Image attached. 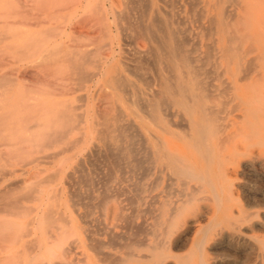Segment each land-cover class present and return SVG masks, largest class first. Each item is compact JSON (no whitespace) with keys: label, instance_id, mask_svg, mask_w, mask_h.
<instances>
[{"label":"bare ground","instance_id":"1","mask_svg":"<svg viewBox=\"0 0 264 264\" xmlns=\"http://www.w3.org/2000/svg\"><path fill=\"white\" fill-rule=\"evenodd\" d=\"M54 3L66 31L91 48L77 42L63 50L61 29L52 61L51 54L50 61H37L50 68L33 66L51 69L53 81L63 83L54 92L63 87L84 95L72 101L21 96L20 104L6 105L13 127L0 118L8 127H0V147L21 151L8 158L25 153V176L46 174L39 182L17 181L10 197L0 193V208L30 216L28 226L39 230L20 242L24 256L15 258L21 264H264V195L238 183L240 168L264 171V0ZM25 48L16 56L26 55ZM4 75L2 87L10 80L8 74L3 82ZM6 163L0 171L11 174Z\"/></svg>","mask_w":264,"mask_h":264},{"label":"rangeland","instance_id":"2","mask_svg":"<svg viewBox=\"0 0 264 264\" xmlns=\"http://www.w3.org/2000/svg\"><path fill=\"white\" fill-rule=\"evenodd\" d=\"M54 2H55V0H3V2H2V0H0V21L1 20L4 21V22L3 21L0 22V31H2V32H0V39H1L0 41L4 40V42L2 41L3 44H2V42L0 43V64H1L0 65V72H1L0 73V78H2L4 74H7V75L9 74L8 76L10 77L9 78L10 80L12 78H15L14 79L15 82H13L11 80L12 82L9 83L10 80L6 79V78H8V76L4 75L5 79H3L4 80L3 82H5V80H8V82L6 81L8 84L4 83V87H2L3 85L0 86L1 87L0 88V93H1L0 94V110H1L0 113L3 112L5 114V116H4L3 113L0 114L1 115L0 118H1V122L3 120L7 122V126L9 125L8 127H13V125H14V123H12L11 121H8V119L11 116V113L8 112V109H7V106H6L9 100L13 101L12 103H15V104L19 103L20 104V102L22 100V97L23 96H27V97H23V99L24 98L25 99H29V98H34L35 97V98H39L40 100L46 99V100H51V101H55V100H57V101H72L73 99H76V98H78L81 95H84L83 91H80V90H76V91L72 90V91H70V89H68L69 91H67V89L65 90V89H63V87L61 88V90H58V91L54 92V90L59 89V87H61L63 83L61 81H57L56 79H55V81H53L55 77H54V73H52L51 69H50V71L46 70L47 71V73L45 71L46 74L44 73V71H42L44 69L41 70V67L43 68V66H44L43 64L45 63V61H43V60H41L42 62L40 61V63L42 65L39 62H37V61H39L38 58L44 59V60L48 59V57H49L48 55H50V54H51L50 55V60L52 61L53 55H52V52H51V46L53 45V43L55 41V35L61 29L65 30V32L62 34L63 35V42H65L62 45L63 50H66L65 48L67 46L71 45V44H73V45H71L70 47H74V48H75V46H77V44L78 45L79 44L80 45L81 44H85V45L88 44V48H91L90 47L91 45L89 44L90 42L88 43V41L83 36H80L78 33H70L69 31H66V27H67V24H68V22L66 23V17L59 16V13H58V9L59 8H57L55 6ZM51 3L53 4L52 6H51ZM54 6H55V8H54ZM44 7H45V9L47 11L44 9ZM50 7H51V9H50ZM62 12L65 13V11H62ZM12 13H13V15H12ZM40 23H42V24H40ZM37 24L40 27H38ZM29 27H30V29H29ZM3 28H4V30H3ZM26 28H27V30H25ZM49 29H51V31H52L51 34H50V30ZM43 30L48 32V33H46L47 35H45V33L43 34V32H42ZM26 31H28V32H26ZM22 32H23L24 35L22 34ZM41 32H42V34H41ZM7 34H8V36H7ZM26 34H29L28 35V36H30L29 39H32V41L28 39ZM31 34H32V36H31ZM3 35H5L6 39H4L5 37L3 38ZM65 36H67V37H65ZM74 36H76L77 38L79 37V38L76 39V37H74ZM7 37H9V38L12 37V38L9 39ZM92 37H97V32H93ZM33 38H34V40H33ZM36 39L39 40L38 43L35 42V41H37ZM72 39L77 40V41H74V40L72 41ZM28 40H29L30 43L28 42ZM26 41H27L28 44H26ZM75 43H77V44H75ZM6 44H7L8 47L9 46H11V47H9V48L5 47ZM29 44H31L30 48L28 46ZM16 45H18V46H16ZM21 45L23 46L24 51L26 49L25 47H27V50H26V55H22L21 54L22 51H20L19 54H20L21 57L22 56L24 57L25 61L22 60L23 58H19V60H20V62H19V60H16V59H18V57H20V56L19 55L16 56V54H18V52H16V51L17 50L19 51V49H23ZM19 46H21V47H19ZM2 47H4L5 49L2 48ZM14 51H15V53H14ZM5 52H9V53H5ZM30 53H31V55H29ZM44 54H46V56H44ZM11 56H12V58H11ZM15 56H16V59H15ZM13 58H14V60H13ZM38 63L40 64L41 67L40 66H39V68L38 67H34V66H38ZM34 64H36V65H34ZM51 64H52L51 62L45 64L44 68H46V66L48 68H50ZM4 66H6V67H4ZM28 66H29V68H28ZM21 68L24 70L23 72L21 71L22 70ZM27 68L31 69V70L29 71ZM15 69L17 71H14ZM25 70H27V72H25ZM33 70H35V71H33ZM36 72H38V73H36ZM48 72L52 74L51 75L52 77L50 76V74ZM21 73H23V74L21 75ZM26 74H28V75L26 76ZM33 74H35V75H33ZM47 75H49V77H47ZM29 76H30V79H29ZM55 76H56V74H55ZM33 79H34V81H33ZM48 82H49L50 85L51 84H57V87L59 85L60 86L58 88L56 87V85H51V87H49V86H47V85H49ZM50 82H52V83H50ZM1 83H2V81H1ZM17 87H18V90H16ZM21 87H23V88H21ZM19 89H22L23 91H21ZM26 89H29V90H27L28 92H24ZM5 90H8V93ZM14 90H15V92H14ZM20 91L25 93V94L21 93ZM3 97L4 98L7 97L8 99L7 98L3 99ZM31 101L32 100H30V103H31ZM74 104H78V103L74 102ZM6 115H8L9 117L6 116ZM15 115H17V114H15ZM2 117H5V118L2 119ZM6 117H8V118H6ZM13 120H14V118H13ZM6 122L3 123V124L5 125ZM8 122H10V124ZM4 125L0 126V127L3 128ZM7 126H6V128L4 127L3 130L7 129L8 128ZM0 133L2 135V132H0ZM1 152H3V154L5 156L3 154H1V155H3V157L6 158L7 160L2 157L3 159L0 160V166H1L2 163L8 162V163H6V164H9L8 167H7V165L5 167L9 168L7 170H9L11 172V174H10V173H8V171H6L9 174L8 175V174L2 172V171H4V168H0V170L2 169V171H0V172L2 174H4L2 176V178L0 177L1 178V180H0V193H2V191H3L4 195L7 194L5 197H7V196L10 197L9 194H11V193L7 192L8 189L12 190V191L14 190L13 192L10 191L12 193L15 192L14 194L17 193V191H18L17 189H19V187H17L15 185V184H17L16 183L17 181L22 180L23 178H26L25 179V183H27V184H28V182H33L36 179L39 182V181H41L43 179L42 177H44L46 175L45 172L42 171L40 174H38V176H36V178L28 177V175L25 176V173L23 172V170L27 169V167L25 166V164L22 165V163H25V161L27 159V155L25 153H23L24 155L20 154L23 158L25 157L26 159L14 158L12 156H10L8 158V156L12 152H11V150H9L7 148H4V147H0V153ZM20 152H13V153H18L19 154ZM18 154H16V155L13 154V155L17 157ZM22 160L24 162H22ZM22 166H24V167H22ZM45 167H47V166H45ZM261 170H262V168H260L257 165H254L250 172L240 168L238 170V183H240L241 185L245 186L247 189H249L251 191L263 193V195H264V179H262L260 177V174H262L264 171L263 170L261 171ZM13 171H15V172H13ZM35 182H37V181H35ZM14 187H17V189L14 188ZM5 191L7 193H5ZM0 197H1V195H0ZM11 198H12V196H11ZM0 202H2V201H0ZM239 202L240 203H244L241 198H240ZM0 204L4 205L3 202L0 203ZM30 206H32V204H30ZM0 207H1V205H0ZM6 207H8V205ZM3 209L0 208V248H1L0 249V264H7V261H8L9 264L10 263L14 264L16 262V260H18V259H19L20 264H21L20 258L19 257H18V259L15 258V255L16 256L17 255L20 256V254H21V253L18 254V252H19L18 248H19L20 251H22L21 250V246H18V245H21L20 242L22 240H26V239L30 240L31 237L33 238V234L34 233H36V234L39 233V230H38V228L36 229V226L34 227V225H32V224H31V226L30 225L28 226V224H30V221H29L30 220V216H23L24 214L21 213V212L18 213L19 216L15 215L16 211L14 212L15 214L13 213L14 215H10L9 213H7V212H10V211H7V210H13L12 208L11 209H4V211L1 212ZM25 221L28 222V223H26ZM21 225H24V226H21ZM32 227H34V228H32ZM17 229H18V231H16ZM23 230L28 231L29 233H31L30 235H32V236H27L26 237V236H24L25 235L24 233H23V236H22L21 232ZM31 230H33V234H32ZM19 234H21L20 236H22L23 238H21L20 241H18L19 238L17 240L15 239V241H18V243L17 244H13V243L11 244V242L14 241V240H12L13 237L16 238V237L19 236ZM16 251H17V253H15ZM23 256L24 255H22L21 258ZM11 259H12V261H11ZM19 261L17 263H15V264H18Z\"/></svg>","mask_w":264,"mask_h":264}]
</instances>
